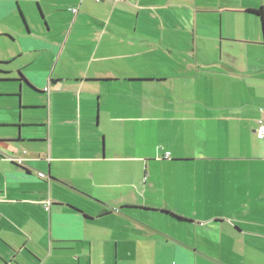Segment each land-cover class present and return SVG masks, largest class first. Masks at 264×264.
Segmentation results:
<instances>
[{"label":"crops","instance_id":"obj_1","mask_svg":"<svg viewBox=\"0 0 264 264\" xmlns=\"http://www.w3.org/2000/svg\"><path fill=\"white\" fill-rule=\"evenodd\" d=\"M260 8L0 0V264H264Z\"/></svg>","mask_w":264,"mask_h":264},{"label":"built area","instance_id":"obj_2","mask_svg":"<svg viewBox=\"0 0 264 264\" xmlns=\"http://www.w3.org/2000/svg\"><path fill=\"white\" fill-rule=\"evenodd\" d=\"M106 1L116 3L120 0H106ZM256 133H257L258 138L264 139V113H263V116L258 120V127L256 129ZM169 154L170 153H167V157L169 156ZM45 206L47 209H49L51 206V202L50 201L46 202Z\"/></svg>","mask_w":264,"mask_h":264},{"label":"trees","instance_id":"obj_3","mask_svg":"<svg viewBox=\"0 0 264 264\" xmlns=\"http://www.w3.org/2000/svg\"><path fill=\"white\" fill-rule=\"evenodd\" d=\"M251 12L255 13L257 16L260 17V19L262 20L263 24H264V9L260 8V9H253L251 10ZM0 72L5 73V71L0 70Z\"/></svg>","mask_w":264,"mask_h":264},{"label":"rangeland","instance_id":"obj_4","mask_svg":"<svg viewBox=\"0 0 264 264\" xmlns=\"http://www.w3.org/2000/svg\"><path fill=\"white\" fill-rule=\"evenodd\" d=\"M0 57H1V55H0Z\"/></svg>","mask_w":264,"mask_h":264}]
</instances>
